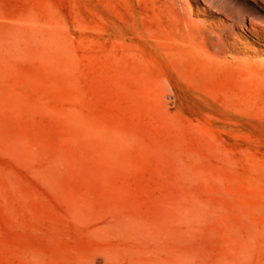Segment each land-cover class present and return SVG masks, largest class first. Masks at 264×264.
Segmentation results:
<instances>
[{"label":"rangeland","instance_id":"rangeland-1","mask_svg":"<svg viewBox=\"0 0 264 264\" xmlns=\"http://www.w3.org/2000/svg\"><path fill=\"white\" fill-rule=\"evenodd\" d=\"M0 264H264V0H0Z\"/></svg>","mask_w":264,"mask_h":264},{"label":"bare ground","instance_id":"bare-ground-1","mask_svg":"<svg viewBox=\"0 0 264 264\" xmlns=\"http://www.w3.org/2000/svg\"><path fill=\"white\" fill-rule=\"evenodd\" d=\"M173 27H174V26H173ZM177 34H178V33H177ZM177 34H176V35H177ZM177 36H178V35H177ZM188 38H189V37H188ZM230 62H231V61H230ZM154 71H155V70H154Z\"/></svg>","mask_w":264,"mask_h":264}]
</instances>
